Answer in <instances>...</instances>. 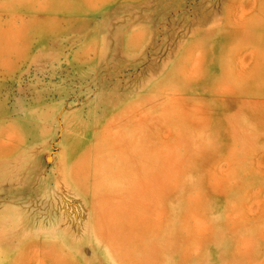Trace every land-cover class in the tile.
Masks as SVG:
<instances>
[{"label": "rangeland", "instance_id": "1", "mask_svg": "<svg viewBox=\"0 0 264 264\" xmlns=\"http://www.w3.org/2000/svg\"><path fill=\"white\" fill-rule=\"evenodd\" d=\"M0 264H264V0H0Z\"/></svg>", "mask_w": 264, "mask_h": 264}]
</instances>
